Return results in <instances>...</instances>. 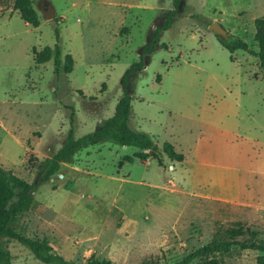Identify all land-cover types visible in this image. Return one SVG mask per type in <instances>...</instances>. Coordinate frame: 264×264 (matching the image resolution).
<instances>
[{
  "label": "rangeland",
  "instance_id": "1",
  "mask_svg": "<svg viewBox=\"0 0 264 264\" xmlns=\"http://www.w3.org/2000/svg\"><path fill=\"white\" fill-rule=\"evenodd\" d=\"M170 2L30 0L38 18L33 27L12 10V0H0V166L37 181L70 127L79 137L110 117L123 72ZM46 3L51 19L42 14ZM261 15L264 0H181L143 66L129 75L128 126L158 147L169 142L184 159L207 125L221 126L241 136L215 143L223 157L243 141L240 154L264 168V146L251 143L264 142L262 82L248 84L244 71L264 83V66L245 52L228 53L208 29L215 21L256 50L252 21ZM54 28L60 58L72 59L69 73L54 71L51 59L33 60V50L52 47ZM225 87L231 95L218 98ZM136 151L111 140L75 149L33 189L21 234L46 238L57 254L79 264L89 256L110 264H172L212 239H228L229 230L242 231L235 239L264 242V177L261 183L248 178L246 158L239 174L213 169L205 179L199 166L175 164L162 153H149L144 163L123 160ZM6 246L11 264H43L14 241ZM259 254L233 249L216 257L218 264H256Z\"/></svg>",
  "mask_w": 264,
  "mask_h": 264
},
{
  "label": "trees",
  "instance_id": "2",
  "mask_svg": "<svg viewBox=\"0 0 264 264\" xmlns=\"http://www.w3.org/2000/svg\"><path fill=\"white\" fill-rule=\"evenodd\" d=\"M170 3L171 9L165 14L161 24L153 29L152 35L138 52L137 60L130 63L123 72L120 79L122 91L114 104L110 117L103 119L100 125L90 133L79 137H74L70 127L66 131L61 146L47 160L46 169L37 181L28 182L0 166V264H11V255L6 246L8 240L26 247L31 256L43 264H79L57 254L46 238H31L21 234L19 223L20 218L33 204V189L56 173L60 163L66 161L75 149L85 145L92 146L103 140H111L121 146H132L137 149L131 156L123 157L126 162H131L132 158H135L143 163L152 152L162 153L169 160L181 161L183 159V155L176 152L169 142L163 141L158 147L149 134L133 130L127 123L131 100L127 89L129 75L143 66L145 57L151 53L158 39V32L166 30L172 23L181 0H171ZM11 8L18 12L20 19L24 22L33 27L38 25V18L35 10L30 6V0H12ZM252 26V38L256 50L251 49L244 40L233 35H227L226 40L215 37L228 53L232 54L237 50L245 52L255 57L259 64L264 66V15L255 17ZM53 32L52 47L44 46L38 51L33 50V60L35 64H41L51 59L54 71L61 70L69 73L72 68V59L68 54L60 58L57 28H54ZM160 46L165 49L163 43H160ZM230 60H232L231 56ZM228 235V239H212L192 249L172 264H188L191 261H195L196 264H218L216 255L228 253L233 249L258 251L261 254L255 257V263L264 264V242L255 238L235 239V236L242 235L241 230H229ZM85 264H110V262L107 259H95L89 256Z\"/></svg>",
  "mask_w": 264,
  "mask_h": 264
},
{
  "label": "crops",
  "instance_id": "3",
  "mask_svg": "<svg viewBox=\"0 0 264 264\" xmlns=\"http://www.w3.org/2000/svg\"><path fill=\"white\" fill-rule=\"evenodd\" d=\"M247 66V65H246ZM247 72V79H248V84H251L253 81H261L262 82V91L264 92V83L260 78H255L252 74V70L245 68ZM241 93H244L243 91ZM231 95V90L228 87L223 88V94H220L218 98H224L225 96H230ZM203 125H205L203 123ZM207 131H202L199 133V136L197 137L195 144H194V149L193 153L190 159H183L181 161H174L171 160L172 162L179 163V164H189L191 165H197L200 168V171L202 173L207 174L205 176V179L209 176V171L213 169H231L236 171L238 174L240 173L241 167H240V160L242 161L243 158L247 159L246 162V168L245 172L248 178L251 176L253 179H255L257 182L261 183L263 181L264 177V168L263 164L260 162H250L249 161V156H243L244 154H240V149L243 147V141H238L237 143H234V146L238 147V152L237 153H231L229 157H223L222 154L219 153V150H217L214 145L216 142H218L220 139L222 141L229 140V143H233L234 140L237 138H240V134L234 131H228L225 128H222L221 126H209L207 125ZM155 143V142H154ZM251 143L253 145L257 146H264V142L258 141V140H252ZM172 145V144H171ZM187 162V163H185ZM144 163V162H143ZM210 181V180H209ZM207 197H213L217 199H224L225 196H218V195H212V194H203Z\"/></svg>",
  "mask_w": 264,
  "mask_h": 264
},
{
  "label": "water",
  "instance_id": "4",
  "mask_svg": "<svg viewBox=\"0 0 264 264\" xmlns=\"http://www.w3.org/2000/svg\"><path fill=\"white\" fill-rule=\"evenodd\" d=\"M43 17L45 19H51L53 17V8L50 6L49 3H46L45 9L42 10ZM208 29L217 37L222 38L224 40L227 39V33L225 29L217 22L212 21L208 25Z\"/></svg>",
  "mask_w": 264,
  "mask_h": 264
}]
</instances>
